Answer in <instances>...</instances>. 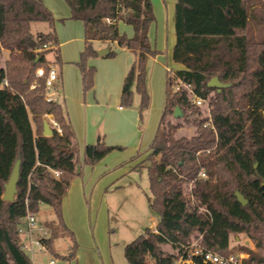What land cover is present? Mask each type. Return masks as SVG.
<instances>
[{"label": "trees", "instance_id": "1", "mask_svg": "<svg viewBox=\"0 0 264 264\" xmlns=\"http://www.w3.org/2000/svg\"><path fill=\"white\" fill-rule=\"evenodd\" d=\"M63 1L70 19L84 25L85 48L77 62L84 95L95 85L96 68L89 65L99 56L94 42L116 45L136 56L121 106H132L136 89L142 114L150 103L147 61L159 53L149 39L155 22L151 1ZM33 23H47L50 31L34 34ZM120 23L133 28V37L119 33ZM174 28L172 59L182 69L167 71L164 111L150 153L138 166L149 162V208L159 220L155 230L147 228L125 247V260L174 264L195 242L228 256L237 253L231 238L244 235L255 248L241 247L248 254L245 263H264V0H176ZM2 50L9 55L0 62V264H34L22 248L20 229L28 212L38 216L41 205H48L56 218L46 227L48 236L41 238L45 251L71 261L77 246L63 221L62 202L80 175L79 145L65 107L46 99L47 55L53 52L57 65L62 61L55 18L42 0H0ZM116 55L111 50L104 57ZM38 69L45 76L38 77ZM215 77L230 86L210 87ZM195 96L207 104L196 105ZM45 122L53 131L50 137L43 135ZM185 128H192L191 136L179 135ZM119 148L103 139L84 148V161L93 166ZM19 153L18 193L6 202L5 184ZM201 171L208 179L199 177ZM236 191L248 201L246 206L238 202ZM62 235L74 243L65 257L54 250ZM196 264L206 263L197 259Z\"/></svg>", "mask_w": 264, "mask_h": 264}, {"label": "rangeland", "instance_id": "2", "mask_svg": "<svg viewBox=\"0 0 264 264\" xmlns=\"http://www.w3.org/2000/svg\"><path fill=\"white\" fill-rule=\"evenodd\" d=\"M150 1L154 9L155 22L150 28L149 39L153 48L159 53L156 57H150L146 66L149 107L141 114L140 96L136 89L133 91L131 107H122L120 101V106L127 117L118 121L113 120L112 117L108 122L112 126L118 125L122 131L109 134L110 139L108 135H102L101 138L106 145L120 148L112 151L97 164L91 166L85 163V147L79 145L80 175L72 180L62 202V218L73 233L77 247L75 257L71 261L55 258L58 264H127L124 256L125 247L147 228H152L158 223V215L149 208L151 193L146 168L149 162H144L143 167L138 166L150 153L164 111L167 71L175 72L180 66L175 64L171 57L176 42L174 29L176 0ZM42 2L56 18V33L59 27L64 38H68L74 31L70 25L75 24H69L71 22L61 17V14L68 12L66 3L63 0H42ZM49 31L50 27L47 23L32 24L34 34ZM119 33L128 38L134 35L133 28L124 23L119 24ZM111 48L116 54H120L116 45H111ZM65 49L71 50V47L66 46ZM8 55L7 51L0 53V62L7 59ZM125 55L129 63H126L128 73L135 63L136 56L131 51ZM47 59L55 62L54 53H49ZM56 66L61 71V65ZM58 83L54 87L58 88ZM108 110L110 115L113 114V108ZM98 111L100 112V109ZM174 118H179L177 113ZM192 132V128H185L179 132V135L191 136ZM95 143L97 144L98 141ZM38 216V224L43 225L46 230L51 221H56L53 210L48 205H41ZM73 240L63 235L57 238L54 241L55 252L62 257L69 255L74 245ZM248 243L244 235L237 237V240L231 238V245H236L234 251L247 256L248 254L240 249L245 245L248 246ZM27 254L34 264H49L50 260L54 259L48 251L35 252L34 255L29 252Z\"/></svg>", "mask_w": 264, "mask_h": 264}, {"label": "crops", "instance_id": "3", "mask_svg": "<svg viewBox=\"0 0 264 264\" xmlns=\"http://www.w3.org/2000/svg\"><path fill=\"white\" fill-rule=\"evenodd\" d=\"M70 15V9L68 7V12L61 14V17L64 18V20L66 19V21L71 22L69 24H75L70 25L74 28L73 33H71L68 38H64L59 27L58 32L56 33L62 61L61 71L57 69V64H55V62H49L51 63L50 66L59 72V79L56 82H59V89L55 87L58 91L56 101L61 104L63 102L62 105L65 107L69 120L74 128L78 145L81 144V147L82 145L83 147H86L87 145L96 144L95 141H101L102 135H108V138L110 139L109 134L113 135L114 133L122 131H120L118 125L112 126L108 121H111L112 117L113 120L116 119V121L127 117V114L120 106V101L128 69L126 64L128 63V58L125 57V54L129 50L118 48L120 54H117L114 58L106 59V57H97L101 59H91L89 65L97 68L95 85L92 91L84 95L81 73L77 67L80 54L85 48L84 25L81 21L75 22L74 20H71ZM66 46H70L71 50L65 49ZM94 47L97 51L102 49H108L109 51L112 50L111 46L100 41L94 42ZM4 52L6 51L2 50L0 53ZM5 60L6 59L3 61ZM180 69H182V66H180ZM112 108L114 112L110 115L108 109ZM98 109H100V112ZM114 143L116 142L114 141ZM37 219V222L39 223V216H37ZM156 226L151 229L156 228ZM39 227L43 228V225H39ZM235 246L231 245L233 248ZM248 246L251 249L254 248L250 242L248 243ZM34 252L39 253L42 251L36 249Z\"/></svg>", "mask_w": 264, "mask_h": 264}, {"label": "built area", "instance_id": "4", "mask_svg": "<svg viewBox=\"0 0 264 264\" xmlns=\"http://www.w3.org/2000/svg\"><path fill=\"white\" fill-rule=\"evenodd\" d=\"M45 48H47V46H45ZM36 75L38 77L45 76L44 69H38ZM58 79L59 75L57 70L53 67H50L46 78V99L48 102L56 101L58 91L55 89L54 85L58 81ZM5 85H7L6 81ZM179 85L185 86L186 89L192 92L190 85L183 84L181 81H179ZM194 103L198 106H203L207 104L206 100L201 99L197 96H195ZM51 124L52 127L56 129L59 134H63L61 127L55 120L51 119ZM210 124L211 120L207 125ZM54 174L56 177H59L60 175V173L57 171H54ZM199 177L203 180L208 179V175L205 171H201ZM23 223V227L20 229L23 250H25L27 253H31L32 255H34L35 253L34 247H36V249H38L39 251H45L46 249L44 244L41 242V238L47 237L48 232L46 229L39 227L37 222V216L33 213L28 212L27 217L23 220ZM247 258L248 256L243 253H232L228 256H223L215 252L205 250L199 246L198 242H195L190 247L184 248L182 255L174 264H196L197 259L203 260L206 264H246L245 260ZM49 264H58V261L54 258L50 260Z\"/></svg>", "mask_w": 264, "mask_h": 264}, {"label": "water", "instance_id": "5", "mask_svg": "<svg viewBox=\"0 0 264 264\" xmlns=\"http://www.w3.org/2000/svg\"><path fill=\"white\" fill-rule=\"evenodd\" d=\"M109 52L110 51L108 49H102V50L98 51V54H99V56L104 57L107 54H109ZM209 86L215 87V88L220 90L222 88L229 87L230 84H223L219 81L218 77H215L210 81ZM43 135L47 136V137H50L53 135V131L47 122H45V124H44ZM20 167H21V153H19V155H18V158L15 162V165H14L13 171L11 173V176L9 178V181L5 184V193L3 195V200L6 202H13L16 198L17 193H18L17 184H18L19 178H20ZM255 168H257V163H255ZM235 196H236L238 202L242 206H246L248 204V201L238 191L235 192Z\"/></svg>", "mask_w": 264, "mask_h": 264}]
</instances>
